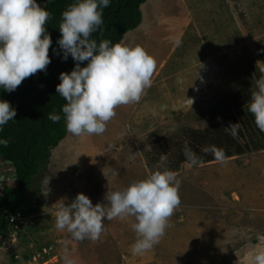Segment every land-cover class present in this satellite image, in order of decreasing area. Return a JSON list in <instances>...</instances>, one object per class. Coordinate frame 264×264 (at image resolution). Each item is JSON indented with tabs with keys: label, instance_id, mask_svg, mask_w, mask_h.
I'll use <instances>...</instances> for the list:
<instances>
[{
	"label": "rangeland",
	"instance_id": "1",
	"mask_svg": "<svg viewBox=\"0 0 264 264\" xmlns=\"http://www.w3.org/2000/svg\"><path fill=\"white\" fill-rule=\"evenodd\" d=\"M141 12L140 26L121 43L155 58L151 87L138 103L118 107L103 135L67 131L28 189L24 210L35 212L3 241L0 264H66L65 256L76 264H251L264 248V149L182 164L175 172L181 204L160 243L143 255L131 251L134 217L105 219L98 241H75L56 229L62 199L68 204L82 193L93 205L106 204L108 190L145 179L166 162L154 160V145L204 129L201 114L244 89L251 95L264 78V0H147ZM11 172L0 162L1 175Z\"/></svg>",
	"mask_w": 264,
	"mask_h": 264
},
{
	"label": "clouds",
	"instance_id": "2",
	"mask_svg": "<svg viewBox=\"0 0 264 264\" xmlns=\"http://www.w3.org/2000/svg\"><path fill=\"white\" fill-rule=\"evenodd\" d=\"M110 4L111 0H75L62 13L59 24V52L54 49V54L64 61L71 56L75 66L70 73H60L56 93L66 101L61 111L67 131L75 137L103 135L118 107L141 100L145 90L151 87L156 69L155 58L142 46L114 44L109 39L98 43L92 38L101 30L103 9ZM51 17L37 0H0V89L11 93L26 78L46 71L51 63L52 38L46 30ZM173 40L177 47L182 43L179 38ZM85 61L86 66L81 67ZM256 86L258 90L251 94L248 111L258 129L264 132V78ZM16 115L8 101L0 100V131ZM48 118L58 123L62 117L52 113ZM240 127L237 122L225 129L238 138ZM8 144L9 140L0 139V145ZM202 151L212 153L218 162L226 158L224 150L214 145ZM184 155L190 168L202 163L187 143ZM180 183L175 172L164 169L123 189L108 190L106 204L93 205L88 196L78 193L71 203L60 201L55 227L66 231L75 241H98L105 231V219L109 222L134 217L136 222L131 227L137 239L131 251L133 255H143L160 243L169 219L180 206ZM9 227L7 237L18 230ZM65 262L76 264L68 256ZM251 264H264V248L251 256Z\"/></svg>",
	"mask_w": 264,
	"mask_h": 264
},
{
	"label": "trees",
	"instance_id": "3",
	"mask_svg": "<svg viewBox=\"0 0 264 264\" xmlns=\"http://www.w3.org/2000/svg\"><path fill=\"white\" fill-rule=\"evenodd\" d=\"M146 1L111 0L110 6L103 9L104 23L101 30L94 33L92 38L98 43L102 39H109L114 44L121 43L128 32L140 26L143 18L141 7ZM74 2L75 0H37L42 8L52 14L46 25L52 38V46L49 48L51 63L46 71L26 78L15 91L9 93L0 89V100L8 101L17 113L14 121H10L0 131V139L9 140L7 147L0 145V162L12 170L9 174H0V246L7 239V229L10 226L8 214L24 211L27 216L35 212L33 209L26 212L24 210L27 191L33 180L45 171L51 151L67 135L61 111L66 101L56 93V86L60 83V73H70L75 62L71 56L66 61L62 60L53 50L59 52L57 40L61 36L59 24L62 13ZM86 64V61L81 63V67ZM250 100V91L244 89L227 100L228 105L221 103L223 106L214 111L201 114V119L207 121L204 129L190 128L182 138L170 143L163 141L158 147L154 145L152 150L156 155L155 161L167 156L166 162L155 170L176 172L182 164L187 163L184 155L186 143L200 157L201 164L217 161L212 153L202 151L208 146L223 149L225 159L264 149V132L258 129L253 115L248 111ZM52 113L61 115L58 123H53L48 118ZM216 117L222 118L221 124L215 122ZM237 122L241 127L238 138H234L225 128Z\"/></svg>",
	"mask_w": 264,
	"mask_h": 264
},
{
	"label": "built area",
	"instance_id": "4",
	"mask_svg": "<svg viewBox=\"0 0 264 264\" xmlns=\"http://www.w3.org/2000/svg\"><path fill=\"white\" fill-rule=\"evenodd\" d=\"M29 218H28V216L26 217L22 213V211H16L15 214H8V220L10 222V227L9 228L13 229V230H17V229L25 226L27 224V221H28ZM29 223L31 224L32 222L30 221ZM45 250H47V249H43V253H44ZM49 251H51V250L48 248V252L46 254H48ZM36 258H37V256L35 255L33 257V259H36Z\"/></svg>",
	"mask_w": 264,
	"mask_h": 264
}]
</instances>
